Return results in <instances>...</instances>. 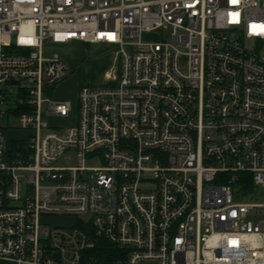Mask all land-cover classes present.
<instances>
[{
	"label": "built area",
	"instance_id": "2783aa9c",
	"mask_svg": "<svg viewBox=\"0 0 264 264\" xmlns=\"http://www.w3.org/2000/svg\"><path fill=\"white\" fill-rule=\"evenodd\" d=\"M0 264H264V0H0Z\"/></svg>",
	"mask_w": 264,
	"mask_h": 264
},
{
	"label": "rangeland",
	"instance_id": "374dc122",
	"mask_svg": "<svg viewBox=\"0 0 264 264\" xmlns=\"http://www.w3.org/2000/svg\"><path fill=\"white\" fill-rule=\"evenodd\" d=\"M155 39L158 37L153 36ZM147 37H144L146 39ZM46 53H58L68 64V76L51 92L45 96L51 99L67 98L74 104L73 112L69 118L51 119L44 117V120L49 123H57L63 127L72 126L78 115V90L81 85L98 86L104 82V72L113 63V56L108 50L101 49L100 46L87 45L82 43L75 44H47ZM12 125L17 124L16 119L11 120ZM28 136V132L24 130H15L12 132V137L15 139H24ZM74 156L70 163L74 162ZM71 216H55L47 219L51 224L71 225L73 223Z\"/></svg>",
	"mask_w": 264,
	"mask_h": 264
},
{
	"label": "trees",
	"instance_id": "16d2710c",
	"mask_svg": "<svg viewBox=\"0 0 264 264\" xmlns=\"http://www.w3.org/2000/svg\"><path fill=\"white\" fill-rule=\"evenodd\" d=\"M13 144H14V146H17V145H19V142L15 141V142H13ZM78 224H79V222H78ZM96 252H97V254L110 255L111 253L113 254L115 252V248L110 243H108L104 240H99V241H97Z\"/></svg>",
	"mask_w": 264,
	"mask_h": 264
},
{
	"label": "water",
	"instance_id": "95a60500",
	"mask_svg": "<svg viewBox=\"0 0 264 264\" xmlns=\"http://www.w3.org/2000/svg\"><path fill=\"white\" fill-rule=\"evenodd\" d=\"M49 89L51 90V89H54V87H49Z\"/></svg>",
	"mask_w": 264,
	"mask_h": 264
},
{
	"label": "crops",
	"instance_id": "0c3cea01",
	"mask_svg": "<svg viewBox=\"0 0 264 264\" xmlns=\"http://www.w3.org/2000/svg\"><path fill=\"white\" fill-rule=\"evenodd\" d=\"M62 85V83L60 84V86ZM62 99H67V98H62Z\"/></svg>",
	"mask_w": 264,
	"mask_h": 264
}]
</instances>
